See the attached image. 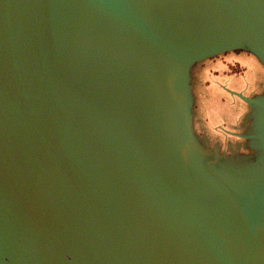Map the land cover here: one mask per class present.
Returning <instances> with one entry per match:
<instances>
[{
  "label": "water",
  "instance_id": "obj_1",
  "mask_svg": "<svg viewBox=\"0 0 264 264\" xmlns=\"http://www.w3.org/2000/svg\"><path fill=\"white\" fill-rule=\"evenodd\" d=\"M235 49L264 0H0V264H264V88L246 152L192 125Z\"/></svg>",
  "mask_w": 264,
  "mask_h": 264
},
{
  "label": "rangeland",
  "instance_id": "obj_2",
  "mask_svg": "<svg viewBox=\"0 0 264 264\" xmlns=\"http://www.w3.org/2000/svg\"><path fill=\"white\" fill-rule=\"evenodd\" d=\"M264 88V66L250 52L235 49L207 58L192 70V125L198 137L219 149L246 152L240 136L248 108L239 93L252 95ZM238 92V94H237ZM227 151V150H226Z\"/></svg>",
  "mask_w": 264,
  "mask_h": 264
},
{
  "label": "flooded vegetation",
  "instance_id": "obj_3",
  "mask_svg": "<svg viewBox=\"0 0 264 264\" xmlns=\"http://www.w3.org/2000/svg\"><path fill=\"white\" fill-rule=\"evenodd\" d=\"M245 149L247 150V148H245ZM222 150H224V151H225V153H229V152H230V151H229L230 149H229V148H226V147H225V148H223ZM226 150H227V151H226ZM246 150H245V151H246ZM236 151H237V150H236ZM240 151H242V150H240Z\"/></svg>",
  "mask_w": 264,
  "mask_h": 264
}]
</instances>
